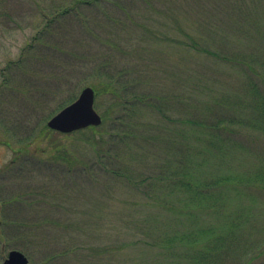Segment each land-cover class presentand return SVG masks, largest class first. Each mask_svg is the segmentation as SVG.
Segmentation results:
<instances>
[{
	"label": "rangeland",
	"instance_id": "obj_1",
	"mask_svg": "<svg viewBox=\"0 0 264 264\" xmlns=\"http://www.w3.org/2000/svg\"><path fill=\"white\" fill-rule=\"evenodd\" d=\"M92 1L11 0L10 16L0 22V262L15 249L30 264H109L111 236L119 247L123 243L112 264H161L162 250L129 246L140 232L123 221L153 224L158 210L153 198L132 190L127 178L111 175L113 167L140 163V144L119 145L113 138L119 111L97 127H104L97 134V140L103 137L100 146L81 133L88 128L65 134L48 127L84 88L104 89L107 73L135 72L147 64L154 71L164 69L150 75L156 83L162 78L183 103L172 125L180 142L190 138L199 145L193 137L201 130L196 118L212 123L219 112L239 111L237 103L242 122L230 121L226 131L263 148L264 131L252 127L260 115L247 105L264 100V0ZM108 42L120 48L137 42L147 51L124 56ZM142 76L137 72L129 79L142 82ZM254 87L260 95L248 96ZM110 98L95 95L101 116ZM126 122L137 135L134 124ZM161 123L170 128L167 120ZM44 126L49 130L43 134ZM196 161L204 158L197 155ZM237 170L244 169L239 164ZM166 217L175 216L161 214Z\"/></svg>",
	"mask_w": 264,
	"mask_h": 264
},
{
	"label": "trees",
	"instance_id": "obj_2",
	"mask_svg": "<svg viewBox=\"0 0 264 264\" xmlns=\"http://www.w3.org/2000/svg\"><path fill=\"white\" fill-rule=\"evenodd\" d=\"M97 2L93 0L90 3ZM8 6H12L11 0H0V22L9 18ZM122 11L129 17L123 8ZM118 23L124 26L123 21ZM108 43L124 56L138 57L147 51L136 45L137 42L126 48ZM145 67L135 72L123 69L113 72L114 75L107 73L109 83H105L104 89L92 85L97 98L105 93L111 97L112 102L102 115L103 123L108 121L110 113L119 111L120 116L117 115L113 121L118 134L113 138L119 145H128L130 141L140 144L137 147L140 163L125 166V169L113 167L110 169L112 177L118 180L127 178L132 190H143V194L153 198L151 202L158 210L153 224L147 220H144L147 225L123 221L130 229L138 226L136 229L140 232L137 242L130 241L129 246L162 250L163 257L158 254L161 264H264V143L263 148H259L250 138L235 137L226 131L230 121L239 119L237 121L242 122V106L235 103L239 111L219 112L212 123L208 118H196L195 123L201 130L200 134L194 131L193 137L200 144H192L190 138H185L187 142H180L174 136L172 125L178 122L173 113L184 107L183 103L169 87L164 86L162 78H158L156 83L150 75L164 69L154 71V67L150 66V69L148 64ZM137 72L145 77L142 82L129 79ZM257 95L260 93L254 87L248 96ZM251 105L253 112L256 107L260 115L259 120L252 121V127L264 131V100L261 97L258 102L254 100L247 106ZM148 118H154V122L148 121ZM155 118H159L158 124ZM126 120L134 124L137 135L130 130ZM163 120L168 121L170 128L164 127ZM103 128H88L92 135L87 131L81 133L86 140L100 146L98 143L103 142V137L97 140V134L102 133ZM45 129L49 130L44 126L43 134ZM154 146L156 148L151 150ZM197 155L204 158L203 163L196 161ZM243 155L251 156L246 158ZM67 157L71 156L65 154L62 158ZM150 157L152 161L146 162ZM112 158L117 159L118 156L112 155ZM239 164L244 169L241 172L237 170ZM209 166L212 167L210 172L199 174ZM164 212L175 217L161 218ZM43 222V225L47 224L45 220ZM113 240L114 237L110 236V242H107L109 264L114 262L115 250H123V243L119 247ZM112 247L115 249L112 250Z\"/></svg>",
	"mask_w": 264,
	"mask_h": 264
},
{
	"label": "water",
	"instance_id": "obj_3",
	"mask_svg": "<svg viewBox=\"0 0 264 264\" xmlns=\"http://www.w3.org/2000/svg\"><path fill=\"white\" fill-rule=\"evenodd\" d=\"M102 122L101 115L95 109V91L91 87H86L73 103L49 120L48 127L69 134L89 127H98ZM3 264H29V262L23 253L13 250Z\"/></svg>",
	"mask_w": 264,
	"mask_h": 264
},
{
	"label": "flooded vegetation",
	"instance_id": "obj_4",
	"mask_svg": "<svg viewBox=\"0 0 264 264\" xmlns=\"http://www.w3.org/2000/svg\"><path fill=\"white\" fill-rule=\"evenodd\" d=\"M13 250H14V249H13ZM11 251H12V250H11ZM11 251H10V252H11ZM10 252H9L5 257L2 258L0 264H3V263L7 260V258L9 257ZM25 256H26V258L28 259V257H27L26 254H25ZM28 262H29V259H28ZM29 264H30V262H29Z\"/></svg>",
	"mask_w": 264,
	"mask_h": 264
}]
</instances>
